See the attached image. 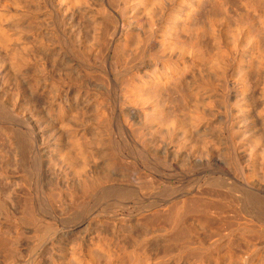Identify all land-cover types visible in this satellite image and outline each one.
<instances>
[{
    "label": "bare ground",
    "instance_id": "1",
    "mask_svg": "<svg viewBox=\"0 0 264 264\" xmlns=\"http://www.w3.org/2000/svg\"><path fill=\"white\" fill-rule=\"evenodd\" d=\"M233 1L235 3L231 2L234 5L236 4L235 6L231 5L232 3L229 0H0V182H2L0 184L3 186V184L5 185L3 182H8V174L14 169L15 171L12 170V172L15 174L18 171L22 172L23 182L20 179L18 181L22 185L24 183L23 187L25 186L26 188H24L27 190L23 197L21 195L24 192L20 195V191L16 190L18 193L16 195L21 196L19 200L16 199L18 198L17 196H14L15 193L13 194L16 197L14 202L18 201V203L16 202L18 210H14L13 217H9L8 205L6 206L5 203L1 202L4 198L1 193L3 197L0 199V213L4 215V219L2 220V217V221L0 220V264H264V0ZM92 7L95 9H92ZM117 11L123 13L122 15L131 14L132 19H138L140 16L143 19H140L141 21L138 20L139 22L130 23L131 27L124 29V27H120L118 17L115 16ZM200 14L203 15L201 16L202 19L199 17L201 20L199 23L196 19L198 24L195 26L196 21L194 22V18ZM155 26L158 28L155 29ZM87 29L92 31L91 44V40L86 37L90 32ZM116 35H119L120 39L114 42ZM150 37H155L158 41H156V46H153V49L151 48V60H149L148 69L142 73V76L137 72L129 74L130 77H127V100H129L130 105H140L144 111H149L148 113L152 115L153 119L151 116H147L157 123V128L159 127L158 129L155 128V130L157 129L156 133L160 134L159 131L162 133L160 138L155 137L160 136L156 135L155 132L152 134L148 132L147 125L150 122L147 125L145 124L144 127L142 126L144 129L137 131L138 134H136L142 139L143 148L150 150V152L152 151L155 157L157 156L160 160L165 161L170 153L167 151H170L168 145L171 141L173 143L174 141L179 142L177 143L179 145L180 143L183 144L185 146L183 149H187V154L185 150L181 149V151L183 150L185 152L183 154L188 155V158L205 159L203 161H206L207 164L220 157H226L245 182H249V185L252 186V195L254 197L262 195L263 202H261L262 200L258 202L257 199L260 197H255L257 201L250 195L248 197V193H245L247 198L244 194L238 195L240 197L237 198L236 195L238 193L236 194L234 187L232 186V189L230 187L231 184L228 185L227 182V186L230 189H225L226 185H223L224 189L227 190L226 192L223 190L225 192L223 194L221 193L222 190H219L221 185L218 186L220 187L218 189L217 184L212 183L213 185L207 188L208 192L204 193L205 190L202 191L203 188L201 189L202 193H200L201 197L199 196V199L190 195L191 198L195 199L191 201L192 198L186 203L188 198H185L182 201H186L182 204L178 199L181 205L177 206L176 204L174 206L172 203V207L177 206L176 208L173 207L172 211H165L166 208L156 214V216L165 220L166 225H159L157 231L164 233L161 235L164 237L165 246L175 247V254L172 252L174 250L171 251L174 254L171 253L173 256L169 253L170 249L173 248H167L165 251L169 249L168 253L171 256L168 255L167 260H164L165 258L163 257L164 259L156 263L145 252L147 250L144 251L142 249L143 251H140L141 247L148 246L147 242L150 239L146 238V236H144V239H141L142 236L140 237L142 241L139 242L140 244L138 243L139 246L129 249L130 247H125L128 244L126 243L127 241H123L125 240L123 238H121L123 240L114 244L113 240L105 238L101 234V237H97L99 234L97 235L96 233L94 239H90L89 243L87 242L88 244L81 242L82 240L77 238L70 243L71 247L68 245L70 247L69 250L64 251L61 249L55 251L57 249L53 248L55 245L53 243L52 249L50 250L49 247L50 251H48L46 248L48 252L43 254L41 250L43 242H46V239L51 236H58L59 230L54 225L49 224L50 222L46 221L49 225H45L46 223H42L44 220L41 222L39 219L40 213H37L36 200L33 196L34 194L30 193V189H32L30 185L31 180L41 176L42 172L40 171L42 170V164H44L42 159L44 158L45 162H52L53 159L51 161V158L53 156L49 153L42 154L44 150L39 148V144L37 145V142L42 139L40 137L42 134L38 135L37 129H41L37 127L30 115L37 108H40L46 114L47 119L44 117L45 115L43 116L45 120L48 123L51 122L52 124L50 123V125H53L54 129H58V131L55 130V134L57 132V142L60 143L58 147L56 146L60 151L59 158L61 157L65 164L71 166L74 178L77 177V181L81 180L78 182V184L81 183L80 185H75L79 187L78 190L74 189L75 191H72L71 194L76 199H80L79 202L82 204L85 202L84 200L96 196L98 190L106 188L112 174L104 169V171L98 170L99 168L97 167V169L95 166L96 158L94 157L96 154L97 156L100 154L102 157L103 152V155L107 153H105L106 150L102 154L101 152L95 154L94 151L96 150L93 151V149L97 146L99 148L102 143L107 145L108 147L105 148L109 149V151L107 150L109 161L105 160V162L108 161L106 167L110 166L108 167L110 170L113 167H120L123 164V155L121 156L119 153L121 152L120 144H122V142L118 141L120 132L110 120L111 118L108 116L110 113L107 114L108 112L105 113V111L103 112L99 109V107L102 108L106 100L103 97L99 99L98 106L96 105L97 113L95 118L93 120L87 118L86 102L84 103L81 99V94L70 90L68 87L73 81H78V78H75V74L78 75V73L74 74L72 72L74 74L73 77L71 71L67 72L68 68H64L69 67L71 63L65 62L64 53L74 56L80 62H88L92 56V51H95L100 58H104L106 53L114 47L115 54L120 55L119 61L117 58L115 59L118 61L115 65L121 67L127 65L131 61L130 58L132 56L135 58L137 51H140L141 54L144 48H147L150 43V41L148 42ZM86 38L90 41H87ZM142 56H145V54ZM88 63L90 64V62ZM76 77L80 79V76ZM78 84L80 86V83ZM93 97L91 96L90 98L92 99ZM125 99L123 98L124 102ZM37 118L40 117L37 116ZM126 119L128 120V118ZM89 120L93 123L95 122L96 125H93L95 132H92V134H95L96 143L93 136V138H90L91 131H88L91 129V123L89 124L90 129H86V124H88ZM144 120L146 121L145 117ZM45 124H40L39 127ZM46 125L48 126L49 124ZM44 128H42V131ZM87 131L90 132V135ZM152 131L154 130L152 129ZM158 138L164 140V142L162 141L161 143ZM64 141L67 142L66 146L62 144ZM98 142H100V145ZM94 143L98 144L95 145ZM92 145L96 147L92 149L94 147ZM178 147H181V145ZM163 148L165 151H162ZM245 151H249V155H246L248 153L245 154ZM176 152L175 149L174 153ZM179 153L177 152L176 155ZM170 155L169 158L171 157ZM107 156L105 155L104 158ZM123 165L126 166L125 164ZM44 168L46 169V167ZM95 169L99 172H96ZM109 174L111 175L109 176ZM141 176H143V173ZM211 178H214V176ZM46 180L48 181V179ZM220 180L223 179L221 178ZM12 182L11 184L18 186L15 183L16 181ZM222 182L220 183L219 181L220 184ZM216 183L218 182L216 181ZM146 184L145 186L144 184L141 185L148 190L154 188V184ZM20 187L22 188L21 185ZM62 187L64 186L62 185ZM66 189L68 190L67 186ZM56 190H59V188L54 189V191ZM54 191L49 193L50 195H46L48 201L51 200V203L56 198L54 194L57 195ZM104 192L103 195L105 194ZM127 192L125 193L126 195ZM194 193L196 194V192ZM10 196L7 195V198ZM209 196L214 202L220 203L224 209L228 208L229 210V208H232L233 212L236 211L235 213H238V217H242L244 213L247 216L251 214V217L247 219L244 214L245 217H243L244 219L246 218L244 225L237 222L238 225L235 226L233 224L235 227H232V223L235 222H230L231 228L229 227V231L227 229L226 231L228 232L223 235L226 229H223V220H226L228 216L225 217L223 215L225 213L220 214L219 212L220 215H223L222 218L225 217V219H222L217 214L218 211H215L217 216H215L214 212V217L212 216L213 213L208 208L214 202L210 199L211 205L210 201L209 204L205 203V201H208ZM47 197L45 198L47 199ZM100 198L98 197V199ZM11 201L13 204V200ZM202 201L210 206H204L205 204ZM38 204H41V202L38 201ZM220 204L217 205L219 206ZM148 205L149 208H147L150 209V204ZM217 205H214V210L217 209ZM221 205L219 206L220 208H222ZM156 206L158 204L155 203L153 207ZM59 209L64 211L62 208ZM222 209L221 211L224 210ZM41 212H46L48 215L47 211L43 212L41 210ZM49 216H51L50 213ZM156 216H153L154 218L151 216V218L156 220ZM215 217H219L222 220L218 219V221ZM214 220H217V222ZM228 220L230 221L231 218ZM239 221L242 222L243 220L240 219ZM195 222L201 227L204 224L206 226L209 225L208 228L204 226L207 231L209 230V233H213L208 234L209 236L212 235L211 237H213L214 233H220L222 230L223 233L221 232L222 234L220 235L223 236L220 237L217 234L219 236V238L216 237L217 240L213 239L215 235L212 238V242L211 240L207 242L208 240L205 238L209 237L207 235L204 237L205 239L203 238V240L207 241L202 243V241H198L195 238L198 236L196 234L202 232ZM215 224L217 225L215 226ZM25 225L32 227V231L30 229L29 233L24 232L23 227ZM151 225L149 223L145 228L148 230ZM228 225L227 223L225 226L227 227ZM152 228L151 230L155 229V227L154 229ZM205 228L203 233H206ZM84 229L83 227L81 232ZM197 231L200 232L198 233ZM105 232H102V234ZM203 233V236L206 235ZM117 235L115 234L116 237L120 234ZM155 235L152 238H156ZM152 238L151 240H153ZM156 239L158 240V238ZM154 241L155 239L152 242ZM132 243L134 245V242ZM144 244L146 246H141ZM149 246L151 247V245ZM176 247L178 252H176ZM237 247L241 248L242 251L239 249L241 252H236L238 251L236 250ZM161 248L164 249L163 247ZM51 251L57 253L55 255L50 254ZM161 252L165 254L164 251ZM168 253L166 252V255Z\"/></svg>",
    "mask_w": 264,
    "mask_h": 264
},
{
    "label": "rangeland",
    "instance_id": "2",
    "mask_svg": "<svg viewBox=\"0 0 264 264\" xmlns=\"http://www.w3.org/2000/svg\"><path fill=\"white\" fill-rule=\"evenodd\" d=\"M230 1V3H235L233 0H229ZM232 1V2H231ZM231 4V5H234V4ZM236 5V4H235ZM234 5V6H235ZM92 9H95L94 7H92ZM123 13H119V11H117V14L115 15V16H117L118 17V20H119V23H120V27L122 26V27H124V29H126V28H130L131 26V24L130 23H133V22H139V21H141L143 18L140 16L137 20L136 19H132V17H131V14H125V15H122ZM127 15V16H126ZM129 16H130V18H129ZM201 16H203L202 14H200V15H197L194 19V22L196 21V19L198 20V23L201 21L200 19H199V17L202 19V17ZM125 18V19H124ZM128 18V19H127ZM141 19V20H140ZM139 20V21H138ZM132 21V22H131ZM197 21H196V24H194L195 26H197ZM193 24H192V26H193ZM123 25H126V26H123ZM129 25V27H127ZM121 27V28H122ZM156 27V28H155ZM154 28L155 29H157L158 27L157 26H155ZM154 29V30H155ZM87 30H89V29H87ZM90 31V30H89ZM92 31H90L89 33H91ZM89 33L86 35V37L88 38V39H90L91 40V42H90V44L92 43V33H91V35H89ZM86 38V40L87 41H90V40H88ZM119 39H120V37H119V35H116L115 36V38H114V42H116V41H119ZM150 41V43H149V45L150 46H152V47H150L149 45H147V50L144 48V50L141 52V54H140V51H137L136 53H137V56L135 57V58H133V56L130 58V62H128V66L127 65H124V66H119V67H117L116 65H115V63L116 62H118L119 61V57H120V55L118 56V54H115L116 52H114L115 50L113 49L114 47H112L107 53H106V55H105V57L104 58H100V56L99 55H96V53H95V51H92V56L90 57V59L88 60V62H90V64L88 63V62H80V61H78L74 56H72V55H70V54H67V53H64L65 55H64V58H65V62L66 63H70V65H69V67L67 66V64H66V66L67 67H64L65 69H67V72H70L71 71V74H75V73H78V75L77 74H75V78H78V81H73L68 87H69V89L70 90H72V91H77L79 94H81L80 95V97H81V99L83 100V102L86 104H84L85 105V107L87 108V112H86V114H87V118L88 119H90V120H93L94 118H95V115H96V111H97V109H96V107L98 106V102H100V100L99 99H101L102 97H103V99L105 100L104 101V106L102 105V108H100L99 107V109L101 110V111H105V113L106 112H108L107 114H109L108 116L111 118L110 120H112V122L114 123V125L116 126V128H118L117 130L120 132V137L118 138V141H120V142H122V144H120V151L121 152H119L120 154H121V156H122V160H123V164H125L126 166H124L123 164V166L121 165L120 167H113V169L112 170H110L108 167H110V166H108V167H106L108 164V161H109V156H107L108 155V151H109V149H107V148H105V147H108L107 145H105V144H101V146L98 148V146L96 147L95 145H97L98 143H99V145H100V142H98L97 144H95L97 141H96V137H94L95 136V134L93 135L92 134V132H95L94 130H95V128H94V126H96L95 125V122L93 123L92 121H88V124H86V129L88 130V129H90V127H91V129L90 130H88V131H91V135H90V132H88V134L91 136L90 138H93L94 140H95V145H92V146H94V147H92V149L93 148H95V149H93V151L94 150H96V151H94L95 152V154L96 153H100L101 152V154H102V152L103 151H105V155L107 156V157H105L104 158V156L105 155H103L104 154V152H103V154H102V157H101V155L98 157L97 156V154H96V156L94 157V158H96L95 160V166H96V168L98 169V170H105V171H108V173H111V174H109V176H110V178H109V183L106 185V190L105 189H100V190H98L97 191V195H98V197L100 198V196H101V198L100 199H98V197H97V195L96 196H94V197H91V198H89V199H86V200H84L85 202L82 204L81 202H79L80 201V199H76L71 193H72V191H77L78 190V186H75V185H80L81 183H79L78 184V182L79 181H81L80 179L77 181L76 179H78L77 177H75L74 178V175H73V173H72V168H71V166H69L68 164H65V161H63V160H61L62 158L60 157L59 158V156H60V151H59V149L58 148H56V146L58 147V145L60 144V143H58L57 142V136H58V134H57V132H56V134H55V130H56V128L54 129V127H53V125H50V123L51 122H47V120H45V118H46V114L44 113V111L43 110H41L40 108H37L34 112H32L31 113V115H30V117L32 118V120L37 124V127L38 128H40L41 130H39V129H37V133H38V135H41L42 134V136H40V137H42V139L44 138H47V139H40V141L39 142H37V145L39 146V148H41V150H44V151H42V154L44 155V154H47V153H49V154H51L52 156H53V158H51V161H52V159H53V161L52 162H45V159L43 158L42 160V162L44 163V164H42L43 166H42V170L40 171V172H42L41 173V176L39 177V178H34L33 180H31V185H30V187L32 188V189H30V193L31 194H34L33 196H34V198H35V200H36V206H37V213L39 214L40 213V217H39V219L41 220V222L42 223H46V221L49 223V224H51V225H54L58 230H59V232H58V236H51V237H49L48 239H46V242L44 241L43 242V244H42V247H41V250L43 251V254H44V252H48V251H50L52 248H51V246H53V243H55V245L53 246V248L54 249H57V250H55V251H58V250H69L70 249V243L73 241V240H75V239H79V240H82L81 242H84V243H86V244H88L92 239H94V237L96 236L95 234L97 233V235L99 234V236H97V237H101V236H104L105 238H108V239H110V240H113V242H114V244H115V242H116V244L118 243V241H121V240H123V239H125V240H123V241H127L126 243L128 244H126L127 246H125L126 248L128 247H130L129 249H131L132 247H137V246H139V242H141L142 240L141 239H144V236H146V238H149L150 240H151V238H152V236L153 235H155L156 233H158V234H156L155 235V237L156 238H158V240L156 239V238H152L153 240L155 239V241L154 242H152L153 240H149L150 241V243H152V244H150L149 243V241L146 243L148 246L149 245H151V247L149 246H147L148 247V249H147V247H144V246H146L145 244L144 245H141V246H143L144 248H146V249H144V248H142L141 247V250H140V248H139V250L140 251H145V250H147V251H145V252H147V254L149 255V257H151V259H154L153 260V262L154 263H156V262H159V261H161L162 259H164V260H167L168 259V255H170L172 252L175 254V247L174 246H170V247H168L167 245V247L165 246V243H164V237H162V235L164 234H162L160 231L159 232H157L158 231V226L159 225H163V226H165L166 224H165V220L163 219L162 220V218H160V217H158V216H156V214H158V213H160L162 210L164 211L166 208V210L165 211H172V209H174V208H176L177 206H179V204L181 203H184L185 201H182V200H184L185 198H188V200L186 201V203L190 200V199H192L193 197H198V199H199V196L201 197V195H200V193H202V191H204V193H206V192H208L207 191V188H210V186L211 185H213V184H217L216 186L218 187V186H220L221 187V189H219L220 187H218V189L219 190H222V194L223 193H225L227 190H225V189H230V188H228L229 186H227V183H228V185H230L231 184V186L230 187H234V189H235V193L237 194H235L236 196H237V198L238 197H240V196H238V195H245V193H248V197H249V195H250V197H252L254 200H256V198L255 197H257V198H259V199H257L258 200V202H260L261 200V202H263V198H261V196L262 195H259V197L258 196H253L252 195V186H250L249 185V182H245V180L242 178V176L237 172V170H235V168H233V166H232V164L226 159V157L224 158V157H220V158H218L217 160H215V161H213V162H211L210 164H207V162L206 161H203V160H205V159H193V158H188V155H186L187 154V149L185 150V149H183L185 146H183V144H181L180 143V145H181V147H178V146H180L179 144H177V143H179V142H176V141H174V143H173V141H168V142H170L169 143V145H168V148L170 149V151L168 150L167 152H170L171 153V155H170V153H169V155L171 156L170 158H169V155H167L168 157H167V160L165 161V160H160L157 156L155 157V155H154V153L151 151L150 152V150H148V149H145V148H143V146H144V143H143V141H142V139L141 138H139V136L137 135L138 134V132L137 131H140V130H142V129H144L143 127L145 126V124L147 125V124H149L148 122H150V124L149 125H147L148 126V132H150L151 134L152 133H154L155 132V134L157 135L158 134V132L156 133V130L159 128H157L156 126V122H153V118H152V115L151 114H149L148 112L149 111H144V109H142V107L140 106V105H135V104H132V105H130V102H129V100H127L128 99V93H127V90H128V82H127V79L130 77V75L132 74V73H140L141 74V76H142V73H144L145 71H146V69H148V64H150V61L149 60H151V53H150V51L152 52V50H151V48L153 49L154 47L153 46H156L155 44L157 43L156 41H158V40H156V38L155 37H150V40H148V42ZM89 43V42H88ZM149 50V51H148ZM144 51H146V52H144ZM95 53V54H94ZM136 53H135V55H136ZM148 53H150V54H148ZM115 54V55H114ZM138 54H139V56H138ZM143 54H145V56H142ZM93 55H96V56H93ZM116 56V57H115ZM118 56V57H117ZM95 57H97V58H99L100 59V61H99V59H97V58H95ZM139 57V58H138ZM95 58V60H94V62H95V65H94V62H93V59ZM118 59V61H116L115 59ZM132 58H133V60H132ZM150 58V59H149ZM68 59V60H67ZM96 59H97V61H96ZM114 59V60H113ZM112 60V61H111ZM92 61V62H91ZM134 61H135V63H134ZM133 62V63H132ZM149 62V63H148ZM68 63V64H69ZM130 63V64H129ZM147 63V64H146ZM72 64V65H71ZM139 64V65H138ZM94 65V66H93ZM74 68H73V67ZM115 66V67H114ZM73 70H72V69ZM76 68V69H75ZM76 71H75V70ZM121 69V70H120ZM81 70V71H80ZM83 70V71H82ZM78 71H80V72H78ZM85 71V72H84ZM98 71V72H97ZM134 71V72H133ZM73 72V73H72ZM84 72V73H83ZM131 72V73H130ZM82 74V75H80V74ZM88 73V74H87ZM98 73V74H97ZM74 74H73V77H74ZM86 74V75H85ZM130 74V75H129ZM76 76H80V79H79V77H76ZM87 78H86V77ZM118 77V78H117ZM126 77V78H125ZM128 77V78H127ZM107 78V79H106ZM124 79V81H123V79ZM93 79V80H92ZM101 80V81H100ZM82 81V82H81ZM98 81H99V83H100V85H99V83H98ZM104 81V82H103ZM123 81V82H122ZM80 83V86H79V84L78 83ZM120 82V83H119ZM98 83V84H97ZM108 84V86H107V84ZM77 84V85H76ZM102 84V85H101ZM124 84V85H123ZM82 85V86H81ZM87 86V87H86ZM97 86V87H96ZM97 88V89H96ZM99 88V89H98ZM102 88V89H101ZM107 88H108V90H107ZM123 90H122V89ZM125 90V91H124ZM106 91V92H105ZM122 91V92H121ZM124 91V92H123ZM81 92V93H80ZM83 94V95H82ZM122 94V95H121ZM124 94H126L127 95V97H126V95H124ZM98 95V96H97ZM93 97L92 99L90 98V97ZM97 96V97H96ZM98 98V99H97ZM123 98H126L125 99V102L123 101ZM89 99V100H88ZM120 99H122V100H120ZM99 100V101H98ZM129 102V104H128V102ZM92 102V103H91ZM94 102V103H93ZM125 103V104H124ZM127 103V104H126ZM94 104V105H93ZM105 104H106V106H105ZM88 105V106H87ZM97 105V106H96ZM95 106V107H94ZM138 106V107H137ZM92 107V108H91ZM121 107H123L122 109H121ZM94 108V109H93ZM103 108H105V109H103ZM39 109V110H38ZM92 109V110H91ZM96 109V110H95ZM108 109H110V110H108ZM125 109V110H124ZM130 109V110H129ZM91 110V111H90ZM127 110V111H126ZM90 111V112H89ZM94 111V112H93ZM110 111V112H109ZM124 112H127V113H124ZM133 112V113H132ZM145 114H144V113ZM34 113H35V115H34ZM38 115H37V114ZM42 113V114H41ZM89 113V114H88ZM124 113V114H123ZM135 113H137V114H135ZM143 113V114H142ZM147 113V114H146ZM33 114V115H32ZM41 114V115H40ZM139 114V115H138ZM45 115V116H44ZM133 115V116H132ZM137 115V116H136ZM147 115H149V116H151V118L152 119H150V117L149 116H147ZM37 116L38 117H40V118H37ZM42 116V117H41ZM45 118H44V117ZM125 116V117H124ZM134 117V118H133ZM144 117H145V119H146V121L147 120H149V121H145L144 120ZM35 118H37V119H35ZM44 118V119H43ZM126 118H128V120L126 119ZM43 121H42V120ZM47 119V118H46ZM87 119V120H88ZM125 119V120H124ZM141 119L143 120L142 122H141ZM40 121H41V123H40ZM45 121V122H44ZM47 122V123H46ZM127 122V123H126ZM136 122V123H135ZM153 124H152V123ZM38 123H40V124H49L48 126L46 125H42V126H40L39 127V125H38ZM91 123V124H90ZM130 123V124H129ZM138 123V124H137ZM154 123H155V125H154ZM52 124V123H51ZM89 124L91 125L90 127H89ZM128 124H129V126H128ZM94 125V126H93ZM132 125V126H131ZM143 126V127H142ZM45 127V128H44ZM48 129H47V128ZM53 129H52V128ZM141 127V128H140ZM42 128H44L43 129V131H42ZM94 128V129H93ZM128 128V129H127ZM155 128H157L156 130H155ZM50 129H51V131H50ZM139 129V130H138ZM152 129L154 130V131H152ZM39 130V131H38ZM93 130V131H92ZM125 130V131H124ZM146 130V131H147ZM41 131V132H40ZM56 131H58V129L56 130ZM136 131V132H135ZM152 131V132H151ZM135 134H133V133ZM41 133V134H40ZM43 133H45V135H43ZM51 133V134H50ZM137 133V134H136ZM147 133V132H146ZM159 133L162 135V133H161V131H159ZM48 134V135H47ZM50 134V135H49ZM53 134H55V135H53ZM160 134H158V135H160ZM35 135H36V133H35ZM47 135V136H46ZM137 135V136H136ZM161 135L160 136H155V137H160L161 138ZM43 136H45V137H43ZM56 136V137H55ZM93 136V137H92ZM122 136V137H121ZM50 137V138H49ZM135 137H136V139H135ZM122 138V139H121ZM125 140H124V139ZM160 138H158L159 140H161ZM49 139V140H48ZM135 139V140H134ZM157 139V140H158ZM162 139H163V137H162ZM259 139H261V138H259ZM56 140V141H55ZM262 140V139H261ZM45 141V142H44ZM140 141V142H139ZM162 141L164 142V140H161V143H162ZM41 142V143H40ZM51 142V143H50ZM58 144H57V143ZM158 142H160V141H158ZM44 143V144H43ZM64 146H66L67 145V142H63L62 143ZM132 144V145H131ZM45 145V146H44ZM160 145V144H159ZM162 145V144H161ZM132 146V147H131ZM102 147V148H101ZM105 149H104V148ZM163 147V146H162ZM46 148V149H45ZM165 148V147H164ZM162 149V151H165V149ZM52 149L53 151H54V149H55V151L53 152L52 150L50 151V150ZM99 149H101L100 151H99ZM104 149V150H103ZM175 149H176V151L177 152H180L179 154H177L176 155V153H174L175 152ZM181 149H183V150H185V152H186V154L184 155L183 154V150L181 151ZM108 150V151H107ZM172 150V151H171ZM245 150V149H244ZM243 150V151H244ZM46 151V152H45ZM146 151V152H145ZM57 152V153H56ZM184 152V153H185ZM59 153V154H58ZM143 153V154H142ZM150 153V154H149ZM153 153V154H152ZM246 153H248V154H246ZM120 154H119V156H120ZM136 154V155H135ZM175 154V155H174ZM245 154L246 155H249V151H245ZM154 155V156H153ZM58 157V158H57ZM175 157V158H174ZM187 157V158H186ZM100 158V159H99ZM102 158V159H101ZM148 158V159H147ZM155 158V159H154ZM222 158V159H221ZM54 159H56V160H54ZM99 159V160H98ZM135 159V160H134ZM144 159V160H143ZM157 159V160H156ZM175 159V160H174ZM182 161H181V160ZM184 159H185V161H186V163H185V161H184ZM194 161H193V160ZM220 159V160H219ZM224 159V160H223ZM98 160V161H97ZM105 160H108V161H106L105 162ZM125 160V161H124ZM138 160V161H137ZM55 161H57L56 163H55ZM152 161V162H151ZM105 162V163H104ZM134 165V163H135V165L133 166L131 163ZM181 162V163H180ZM216 162V163H215ZM48 165H47V164ZM54 163V164H53ZM67 163V162H66ZM127 163V164H126ZM162 163V164H161ZM46 164V165H45ZM189 164V165H188ZM231 164V165H230ZM65 165V166H64ZM185 165V166H184ZM47 166H50V167H47ZM69 166V167H68ZM106 168H105V167ZM128 166V167H127ZM44 167H46V169L44 168ZM59 167V168H58ZM66 167V168H65ZM126 167V168H125ZM130 167V169L128 170V168ZM132 167V168H131ZM134 167V168H133ZM136 167V168H135ZM152 167V168H151ZM48 168V169H47ZM108 168V169H107ZM115 168V169H114ZM154 168V169H153ZM60 169V170H59ZM107 169V170H106ZM122 169V170H121ZM136 169V170H135ZM12 170H14V169H12ZM12 170H11V172H10V174H8L9 175V177H8V175H7V177H8V182L11 184V182L12 183H14L15 181V183L16 184H18V186L17 185H15V184H9L8 182H3V183H5V185L3 184V186H2V184H0V195H1V193H2V195L4 196V198L2 199V195H1V198L0 199H2L3 201H1V202H3V203H5V205L7 206V209H9L8 210V212L10 213V216L9 217H13L14 215H13V213H14V210H18V205H17V203H18V201H16V202H14V200H16V199H20L21 198V196L23 197V196H25V193L27 192V190L23 187V185H25L24 183H23V185L21 184V182H23L22 180H23V178L21 177V176H23V174H21L22 172H19L18 170H16V171H18V173H20L19 175H18V173L16 172V174L14 173V172H12ZM40 170V169H39ZM65 171V173H64V171ZM96 170V169H95ZM98 170H96V172H99ZM103 170V171H104ZM116 170V171H115ZM117 170H118V172H117ZM122 172H121V171ZM124 170V171H123ZM143 172H142V171ZM154 170V171H153ZM230 170V171H229ZM235 170V171H234ZM15 171V170H14ZM114 171V172H113ZM137 171V172H136ZM46 172V173H45ZM136 172V173H135ZM203 172V173H202ZM210 172V173H209ZM235 174H234V173ZM14 173L15 175H17L16 177H15V175H14V177H12L13 175L12 174ZM142 173H143V176H141L142 175ZM237 173V174H236ZM211 174V175H210ZM213 174V175H212ZM11 175V176H10ZM137 175L140 177V179H139V177L137 178ZM147 175V176H146ZM219 175V176H218ZM208 176H209V178H208ZM212 176H214V178H211ZM237 176V177H236ZM44 177V178H43ZM67 177V178H66ZM116 177V178H115ZM121 177V178H120ZM127 177H128V179H127ZM152 177H154V178H152ZM217 177V178H216ZM224 177V178H223ZM11 178V179H10ZM120 178V179H119ZM142 178V179H141ZM223 179V180H220V179ZM238 178V179H237ZM13 179V180H12ZM16 179V180H15ZM21 180V182H19L18 180ZM37 179V180H36ZM46 179H48V181L46 180ZM64 179V180H63ZM74 179V180H73ZM113 179V181L111 182V180ZM118 179V180H117ZM130 179V180H129ZM139 179V180H138ZM208 179V181H206ZM225 179H227V181H225ZM243 179V180H242ZM70 180V181H69ZM73 180V181H72ZM138 182H137V181ZM144 180H146V181H144ZM151 180V181H150ZM156 180V181H155ZM18 181V182H17ZM66 184H64L63 182ZM76 181H77V183H76ZM118 181V182H117ZM124 181V182H123ZM127 183H126V182ZM130 181V182H129ZM149 181V182H148ZM153 181V182H152ZM198 181V182H197ZM216 181L218 182V183H216ZM219 181H220V183H221V181H223L222 182V184H220L219 183ZM229 181V182H228ZM141 182V183H140ZM224 182H225V184H224ZM227 182V183H226ZM0 183H2V182H0ZM8 183V184H7ZM35 183V184H34ZM55 183H56V185H55ZM63 183V184H62ZM76 183V184H75ZM146 183H152V184H154V188L153 189H146L144 186H145V184ZM159 183H160V185H159ZM213 183V184H212ZM233 183H235V184H233ZM247 183V184H246ZM113 184V185H112ZM135 186H134V185ZM138 184H140V185H138ZM144 184V188L142 187V185ZM155 184H156V186H155ZM159 186H158V185ZM233 184V185H232ZM8 185V186H7ZM22 186V188L20 189L19 188V186ZM62 185L64 186V187H62ZM73 185V186H72ZM146 185H148V184H146ZM207 185V186H206ZM223 185L225 186V189H224V187H223ZM13 186V187H12ZM16 186V187H15ZM55 186H57V187H55ZM66 186H67V188H68V190L66 189ZM206 186V187H205ZM57 189V188H59V190H56V191H54V189L55 188ZM76 187V188H75ZM112 187V188H111ZM179 187V188H178ZM199 187H200V189H199ZM233 187H232V189H233ZM9 190H8V189ZM13 188H14V190H13ZM19 188V189H18ZM24 188V189H23ZM44 188V189H43ZM60 188H61V190H60ZM64 188V189H63ZM73 190H72V189ZM127 188V190H125ZM141 188V189H140ZM203 188V189H202ZM223 188V189H222ZM238 188V189H237ZM243 188V190H241ZM246 188V189H245ZM249 188V189H248ZM23 189V190H22ZM53 189V190H52ZM69 189H71V190H69ZM75 189V190H74ZM111 189V190H110ZM117 189V191H115ZM120 189V190H119ZM122 189V190H121ZM124 189V190H123ZM130 189V190H129ZM144 189V190H143ZM145 189H146V191H145ZM171 189V190H170ZM201 189H202V191H201ZM6 190H7V192H6ZM20 191L19 193H20V195H21V193L22 192H24V193H22L23 195H21V196H17L18 195V193H17V191ZM22 190V191H21ZM109 190V191H108ZM129 190V191H128ZM132 190V191H131ZM136 190V191H135ZM154 190V191H153ZM223 190L225 191V192H223ZM3 191V192H2ZM14 191H16V192H14ZM26 191V192H25ZM44 191V192H43ZM53 191H54V193H57V195H55L54 194V196H56V198H55V200L51 203V200H49L48 201V195H50L49 193H53ZM58 191V192H57ZM67 191V192H66ZM71 191V192H70ZM105 193L104 195H103V192ZM107 191V192H106ZM120 191V192H119ZM128 191V192H127ZM141 191V192H140ZM196 192V194L194 193V192ZM198 191H201V192H198ZM251 191V192H250ZM10 192H11V194H10ZM13 192V193H12ZM61 193V195H59L60 193ZM65 194H64V193ZM119 192V193H118ZM127 192V195H129V196H127L125 193ZM144 192V193H143ZM182 192V193H181ZM184 192V193H183ZM191 192H192V194H191ZM198 192V193H197ZM241 192V194H239ZM5 193H9V194H7L8 196H10L9 198H7V195L4 194ZM15 193V194H14ZM43 193V194H42ZM46 193V194H45ZM48 193V194H47ZM69 193V194H68ZM132 193H133V195H132ZM137 193V194H136ZM149 193V194H148ZM157 193V194H156ZM13 194H14V196H17L18 198H16V197H14L13 196ZM17 194V195H16ZM42 194V195H41ZM100 194V195H99ZM108 194V195H107ZM111 194V195H110ZM186 194V195H185ZM189 194V195H188ZM222 194H220V195H222ZM47 195V196H46ZM113 195V196H112ZM144 195V196H143ZM193 196L192 198H191V196ZM198 195V196H197ZM57 196H58V198H57ZM104 198H103V197ZM185 196H187V197H185ZM235 196V197H236ZM247 196V194L245 195V197ZM12 197V198H11ZM45 197H47V199L45 198ZM67 197V198H66ZM73 197V198H72ZM118 197V198H117ZM122 197V198H121ZM124 197V198H123ZM173 197V198H172ZM263 197V196H262ZM16 198V199H15ZM61 198V199H60ZM66 198V199H65ZM71 198V199H70ZM127 198V199H126ZM181 198V199H180ZM183 198V199H182ZM195 198H193L191 201H193ZM214 198H216V197H214ZM247 198V197H246ZM4 199H6V200H4ZM8 199H10V200H8ZM50 199V198H49ZM68 199H70V200H68ZM74 199H75V201H74ZM124 199H126V200H124ZM180 200V203H179V200ZM197 199V198H196ZM210 199L212 200V202H214L213 201V199L212 198H210V196H209V198H208V201L206 202L205 201V203H208L209 204V201H210ZM236 199V198H235ZM8 200V201H7ZM11 200H13V204L15 203V205H13L11 202ZM76 200H78V201H76ZM99 200V201H98ZM170 200V201H169ZM234 200V199H233ZM256 200V201H257ZM38 201L39 202H41V204H38ZM49 203H48V202ZM60 201V202H59ZM70 201V202H69ZM169 203H168V202ZM235 202H236V200H234ZM43 202V203H42ZM62 202V203H61ZM78 202H79V204H78ZM160 202V203H159ZM203 202V204H205L204 203V201H202ZM45 203H46V205H45ZM57 203V204H56ZM61 203V204H60ZM74 203H76V204H74ZM158 204V206H156V207H153V205L154 204ZM162 203V204H161ZM169 205H167V204ZM173 203V205L175 206L176 204H177V206L176 207H172L171 206V204ZM220 204V203H218V202H214L213 204L214 205H217V204ZM82 204V205H81ZM146 204H147V206H146ZM148 204H150V209H148L149 208V205ZM160 204V205H159ZM166 204V205H165ZM180 204V205H181ZM212 203H211V201H210V205H211ZM212 204V205H213ZM11 205H13V206H11ZM163 207H162V206ZM207 204H205L204 206H206ZM209 205V206H210ZM211 205V206H212ZM214 205H213V207H214ZM221 205V204H220ZM219 205V206H220ZM40 206V207H39ZM43 208H42V207ZM57 206V207H56ZM64 206V207H63ZM68 206H69V208H68ZM82 206V207H81ZM86 206V207H85ZM94 206V207H93ZM166 206V207H165ZM172 208H171V207ZM208 205H207V207H209ZM210 206V208H208V210L210 211V212H214L215 213V216H217L216 215V212H217V214H219V212H220V214H223V213H225V214H223V215H225V217L226 216H228L227 218H226V220H223L224 221V227H223V229H225L224 230V233H223V235L225 234L226 235V233L229 231V227H230V224L234 221L235 223H232V225L234 224L235 226L236 225H238V223L239 224H241V225H244V223H245V221H246V218L248 219V218H250L251 217V214H248V216L246 215V218L244 219V217H245V215L243 214L242 215V217H238V213L236 214L235 212L236 211H234L233 212V210H231L230 208H229V210H228V208H223L222 207V205H221V207L224 209H222V208H220L218 205V207H219V210H218V207H217V209L216 210H214L213 209V207H211ZM238 206V205H237ZM10 207V208H9ZM16 207V208H15ZM145 207V208H144ZM148 207V208H147ZM157 207H158V209H157ZM162 207V209H160ZM168 207H170V208H168ZM238 207H240V206H238ZM40 208V209H39ZM42 208V209H41ZM59 208H62L64 211H60L61 209H59ZM66 208V209H65ZM68 208V209H67ZM152 208V209H151ZM153 208H155V209H153ZM213 210H212V209ZM48 209V210H47ZM71 209V210H70ZM75 209V210H74ZM90 209V210H89ZM92 209V210H91ZM171 209V210H170ZM221 209L224 211H221ZM40 210V211H39ZM41 210L43 211V212H45V211H47L48 212V215H47V213L45 212V213H42L41 212ZM156 210H158V211H156ZM160 210V211H159ZM227 212H226V211ZM58 211V212H57ZM216 211V212H215ZM230 211V212H229ZM0 212H1V209H0ZM63 212V213H62ZM147 212V213H146ZM152 212V213H151ZM222 212V213H221ZM42 213V214H41ZM49 213L51 214V216H49ZM53 213V214H52ZM214 213L212 214V216L214 215ZM228 213V214H227ZM235 213V214H234ZM43 214H46V215H43ZM144 214V215H143ZM219 214V215H220ZM2 213H0V220H1V218L4 216V215H2ZM142 215V216H141ZM218 215V216H219ZM223 215H220V217L222 218V216ZM237 215V216H236ZM250 215V216H249ZM39 216V215H38ZM78 216V217H77ZM151 216H152V218H154L155 216L157 217L156 218V220L155 219H152L151 218ZM154 216V217H153ZM235 216V217H234ZM240 216V215H239ZM253 216V215H252ZM60 217V218H59ZM162 217V216H161ZM214 217V216H213ZM225 217L224 218H222V219H225ZM231 218V220L229 221L228 219H230ZM233 217V218H232ZM53 218V219H52ZM62 218V219H61ZM142 218V219H141ZM217 220L219 219V217L217 218V217H215ZM237 220H235V219ZM4 219V217L2 218V220ZM51 219V220H50ZM64 219V220H63ZM70 219V220H69ZM72 219V220H71ZM138 219V220H137ZM152 219V220H151ZM222 219H219V220H222ZM243 220L242 222H240L239 220ZM1 220V221H2ZM63 220V221H62ZM67 222H66V221ZM93 220H95V221H93ZM122 220V221H121ZM159 220V221H158ZM161 220V221H160ZM217 220H214V221H216L217 222ZM218 220V221H219ZM69 221V222H68ZM102 221V222H101ZM138 221V222H137ZM140 221V222H139ZM150 221V222H149ZM135 222H137V223H135ZM216 222H213V223H216ZM231 222V223H230ZM238 222V223H237ZM63 223V224H62ZM105 223V224H104ZM107 223V224H106ZM108 223H110V224H108ZM134 223V224H133ZM142 223V224H141ZM152 224L151 225V227L150 228H148V230L145 228L146 227V225L147 224ZM160 223V224H159ZM192 223V222H191ZM196 223V222H195ZM226 223V224H225ZM227 223L229 224L227 227L225 226V225H227ZM237 223V224H236ZM49 224H45V225H49ZM98 226H97V225ZM137 224V225H136ZM141 224V225H140ZM197 224V223H196ZM101 225V226H100ZM198 226H199V230L201 231L202 230V232L201 233H199L200 231H197L199 234H196V236L197 237H195V238H197V240L198 241H202V243H205L207 240V242H210V240H211V242H212V238L215 240L216 239V237L217 238H219V236H217V234L218 235H220V234H222L221 232L220 233H214V235H213V237H211V236H209L208 234H210L206 229L208 228V226H206L205 224L201 227L199 224H197ZM217 224H215V226H216ZM231 225V226H232ZM232 226V227H235V226ZM240 225V226H241ZM71 226V227H70ZM76 226V227H75ZM97 226V227H96ZM104 226V227H103ZM106 226V227H105ZM112 226V227H111ZM125 226V227H124ZM128 226V227H127ZM204 226H206L207 228H205ZM213 226H214V224H213ZM213 226H211V227H213ZM27 227V228H26ZM74 229H73V228ZM83 227L85 228L84 229V231L83 232H81L82 230H83ZM92 227V228H91ZM120 227V228H119ZM123 227V228H122ZM133 227V228H132ZM153 227V228H152ZM154 227H155V229H154ZM156 227H157V229H156ZM26 228V229H25ZM29 228V229H28ZM69 228V229H68ZM98 228V229H97ZM127 228V229H126ZM151 228L152 229H154V230H151ZM200 228H202V229H200ZM204 228H205V230H206V235H202V233H203V231H204ZM231 228V227H230ZM23 229H24V232H27V233H29L30 231H32V227L30 228V226H24L23 227ZM31 229V230H30ZM66 231H65V230ZM68 229V230H67ZM81 229V230H80ZM90 229V230H89ZM106 229V230H105ZM113 229V230H112ZM133 229V230H132ZM151 231H150V230ZM228 229V231H226ZM30 230V231H29ZM63 232H62V231ZM92 230V231H91ZM96 230V231H95ZM98 230V231H97ZM106 232H105V231ZM156 230V231H155ZM65 231V232H64ZM74 231V232H73ZM77 231V232H76ZM101 231V232H100ZM111 231V232H110ZM114 231H116V232H114ZM119 231H121V233H119ZM128 231V232H127ZM140 231V232H139ZM147 231H148V235L151 237H147ZM153 231V232H152ZM61 232V233H60ZM69 232H71V233H69ZM74 234H73V233ZM93 232V233H92ZM102 232H105V233H103L102 234ZM110 232V233H109ZM114 234H113V233ZM118 232V233H117ZM141 232H142V234H141ZM149 232H150V234H149ZM156 232V233H155ZM63 233H64V235H63ZM78 233V234H77ZM80 233V234H79ZM83 235H82V234ZM129 233V234H128ZM138 233V234H137ZM152 233H153V235H152ZM203 233V234H204ZM26 234V233H25ZM62 235V237H61V235ZM69 234V235H68ZM87 234H89V235H87ZM100 234H101V236H100ZM105 234H106V236H105ZM109 234V235H108ZM115 234H122V236H118V237H116L115 236ZM127 234V235H126ZM136 234V235H135ZM141 234V235H140ZM162 234V235H161ZM211 234H213V233H211ZM91 235V236H90ZM94 235V236H93ZM125 235V236H124ZM129 235V236H128ZM133 235H135V236H133ZM159 235H161V236H159ZM209 236L208 238H210V239H208L207 237H205V236ZM223 235H220V237L221 236H223ZM142 236V237H141ZM203 236V237H202ZM26 237H27V235H26ZM81 237V238H80ZM127 237V238H126ZM130 239H129V238ZM132 237V238H131ZM140 237H141V239H140ZM154 237V236H153ZM199 237H200V239H199ZM206 238L207 240H203V238ZM66 238V239H65ZM121 238H123V239H121ZM160 238H161V240H160ZM204 238V239H205ZM59 239V240H58ZM91 239V240H90ZM114 239H115V241H114ZM60 240H61V242H60ZM63 240V241H62ZM71 240V241H70ZM90 240V241H89ZM130 240V241H129ZM160 240V241H159ZM217 240V239H216ZM66 241V242H65ZM135 241H136V243H135ZM158 241V242H157ZM192 241H194V242H196L195 240H192ZM47 242H50V243H47ZM88 242V243H87ZM131 242V243H130ZM132 242H134V245H133V243ZM161 242H163L162 244H164L163 246H162V244H161ZM59 243V244H58ZM139 243V244H138ZM157 243H158V246H157ZM57 244V245H56ZM135 244H138V245H135ZM155 244V245H154ZM68 245L70 246V247H68ZM161 245V246H160ZM45 246V247H44ZM55 246H56V248H55ZM60 248H59V247ZM154 246V247H153ZM50 247V248H49ZM153 247V248H152ZM156 247V248H155ZM161 247H163L164 249H162ZM166 247V248H165ZM173 248V249H170V248ZM239 247V246H238ZM236 248V250H238V251H236V252H241L242 251V249L241 248ZM241 247V246H240ZM45 248V249H44ZM48 249V251H47V249ZM167 248H169L170 249V251H169V253H168V250L167 251H165ZM143 249V250H142ZM152 249V250H151ZM156 249V250H155ZM160 249V250H159ZM162 249V250H161ZM176 249H177V251L176 252H178V248L176 247ZM241 251H240V250ZM46 250V251H45ZM148 250H150V251H148ZM172 250H174V251H172ZM160 251V252H159ZM161 251H164V253L165 254H163ZM172 251V252H171ZM155 252V253H154ZM157 252V253H156ZM166 252L168 253L167 255H166ZM57 252H54V251H51L50 252V254H56ZM172 253V254H173ZM171 254V255H172ZM173 254V255H174ZM151 255V256H150ZM152 255H154L153 257H152ZM170 255V256H171ZM172 255V256H173ZM156 256V257H155ZM160 257H162V258H160ZM164 257V258H163ZM158 259H160V260H158ZM156 260V261H155Z\"/></svg>",
    "mask_w": 264,
    "mask_h": 264
}]
</instances>
